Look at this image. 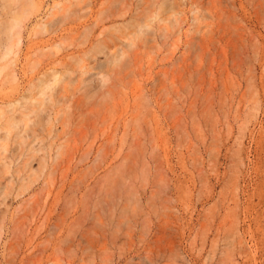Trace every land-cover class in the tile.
I'll return each instance as SVG.
<instances>
[{
  "label": "rangeland",
  "instance_id": "rangeland-1",
  "mask_svg": "<svg viewBox=\"0 0 264 264\" xmlns=\"http://www.w3.org/2000/svg\"><path fill=\"white\" fill-rule=\"evenodd\" d=\"M0 264H264V0H0Z\"/></svg>",
  "mask_w": 264,
  "mask_h": 264
},
{
  "label": "bare ground",
  "instance_id": "bare-ground-1",
  "mask_svg": "<svg viewBox=\"0 0 264 264\" xmlns=\"http://www.w3.org/2000/svg\"><path fill=\"white\" fill-rule=\"evenodd\" d=\"M5 2V4H7L8 2H11L13 0H3Z\"/></svg>",
  "mask_w": 264,
  "mask_h": 264
}]
</instances>
